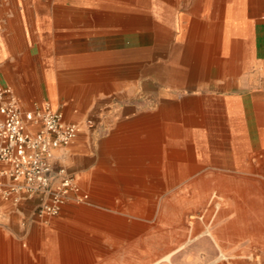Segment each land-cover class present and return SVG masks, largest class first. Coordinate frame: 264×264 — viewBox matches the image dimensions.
Returning <instances> with one entry per match:
<instances>
[{
  "label": "crops",
  "instance_id": "1",
  "mask_svg": "<svg viewBox=\"0 0 264 264\" xmlns=\"http://www.w3.org/2000/svg\"><path fill=\"white\" fill-rule=\"evenodd\" d=\"M140 9L122 7L120 0H0V84L11 87L23 109L49 103L63 111L68 87L80 82L82 89L86 82L85 71L77 69L89 63L79 56L101 52L97 62L116 66L119 78H91L92 89L101 93L86 127L101 134L100 152L98 144L69 145L56 152L55 165L73 173L89 194L88 205L90 186L77 174L94 170L108 203L121 187L141 192L190 185L195 178L199 185H229L220 197L225 208L214 215L213 244L199 264H215L221 256L228 264H264V0L150 3L148 78L164 91L159 107L136 97L120 100L125 91L120 94L115 84L128 75L134 92L142 86L141 40L128 60L113 57L121 30L133 27L137 36L143 31L138 17L122 12ZM78 10H89L97 25L125 29L101 33L100 50L94 33L79 38L84 24ZM111 87L118 92L111 95ZM36 203L0 197V264H116L108 236H135L146 226L134 218H151L136 207L127 222L119 214L67 205L58 216L41 219ZM88 230L102 236L87 242Z\"/></svg>",
  "mask_w": 264,
  "mask_h": 264
},
{
  "label": "rangeland",
  "instance_id": "2",
  "mask_svg": "<svg viewBox=\"0 0 264 264\" xmlns=\"http://www.w3.org/2000/svg\"><path fill=\"white\" fill-rule=\"evenodd\" d=\"M78 1L82 2V0ZM132 1L120 0L122 7L126 5L127 7H133L137 4L141 8L136 13L130 10L122 12L124 18L138 17L142 21L144 24L142 26L143 31L138 36L137 30L134 31L133 27H125L126 30L124 31L121 30L124 27L97 25V20L89 13V10H78L79 23L83 22L84 24L78 27L79 38L81 39L82 36H85L84 34L94 33L95 40L99 39L98 42H95V46L101 50L105 44L104 42H100L103 36L101 33L112 34L117 32V30H121L120 42H117V47H120V50L113 51L115 52L113 53V57L125 56L127 60L130 54L133 53L134 43L138 41L137 38L140 39L141 41L137 42L138 45L136 47L138 52L140 51L142 54V86L134 92L128 75L117 79L116 82L119 83L115 84L118 85L119 93L121 94L123 90L125 91L124 95H119V99L130 101L136 97L137 99H141L143 105L152 104L155 107H159L165 102L164 91L160 87L155 88L148 78L150 49L152 45L149 33L151 21L150 3L155 0ZM133 13H135V16L132 15ZM128 28L131 29L128 30ZM96 31L99 32L97 33ZM100 53L94 52L79 56V62L86 61L89 63L83 67L79 66L77 69L78 74L81 71H85L86 82L84 88H80L83 85L80 82L71 84L65 92V95L67 94L66 98L61 103L65 105L63 108L65 118L81 123V132L74 143L70 145L69 149L75 145L85 147L87 144H90L92 147L93 144H98L100 152L101 134H92L91 130L88 131L86 127L89 110L98 101V96L101 93L99 90L92 89L91 78L108 75L119 78L116 75V66H102L100 62H97ZM83 56H85L84 59L82 58ZM164 83L163 75V78L159 79V84L164 85ZM115 92L118 91H114L113 87H111L110 94L112 95ZM98 105L92 109H98ZM75 116L80 120L75 118ZM99 152L98 156L96 155L98 159L100 158ZM66 162L68 165H71L72 159L68 157ZM77 175L82 184L90 186L91 204L88 205L87 203L70 200L63 208L67 205L87 206L100 210L103 213L119 214L126 217L127 222L130 221L129 213L132 207L140 209L143 216L148 214L151 216L150 219L145 217L134 218L146 226L135 236H127L126 239L122 238L121 235H114L115 238H113L112 234L108 236V243L111 249H113L110 252L111 261H114L116 264H152L169 253H172V255L169 256L167 261H161L157 264H199L205 256V251L210 250L213 244L212 229L215 221V212L223 211L225 208L224 202L220 197L223 194H228L230 191L229 185H199L195 178L191 180L192 184L190 185H158L148 187L147 191L143 187L141 192L139 190L134 192L132 187L130 190L125 191L124 187H121L120 193H118L120 195L112 192L115 200L108 203L103 199L108 194L107 188L97 185V172L95 170ZM222 177H229V175L223 174ZM120 198H125V201H121ZM134 198L136 200H133ZM101 236L88 230L86 234L87 242L95 243L97 241L96 238H100ZM219 258L221 259L217 260L215 264H228L226 260L222 259L223 256ZM14 264H17L16 260H14Z\"/></svg>",
  "mask_w": 264,
  "mask_h": 264
},
{
  "label": "built area",
  "instance_id": "3",
  "mask_svg": "<svg viewBox=\"0 0 264 264\" xmlns=\"http://www.w3.org/2000/svg\"><path fill=\"white\" fill-rule=\"evenodd\" d=\"M77 135V123L62 110L49 103L23 109L11 87L0 84V197L13 203L37 198L41 219L58 216L70 200L88 203L73 173L55 165L56 152Z\"/></svg>",
  "mask_w": 264,
  "mask_h": 264
}]
</instances>
